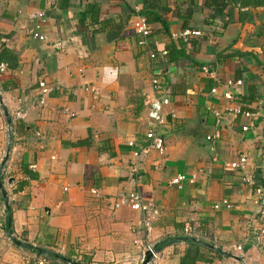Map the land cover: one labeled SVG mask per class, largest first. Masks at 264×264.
I'll return each instance as SVG.
<instances>
[{"label":"crops","instance_id":"0c3cea01","mask_svg":"<svg viewBox=\"0 0 264 264\" xmlns=\"http://www.w3.org/2000/svg\"><path fill=\"white\" fill-rule=\"evenodd\" d=\"M221 3L0 0V62L8 65L0 73V264H141L134 241L147 237L161 264H180L192 242L219 252L210 264H264L256 235L264 209V0L227 6L225 27L204 41L177 38L185 29L202 34ZM141 17L145 38L133 29ZM36 24L44 40L32 37ZM171 50L180 59L166 63L161 52ZM238 81L225 99V84ZM150 131L162 138L163 156L149 148ZM241 155L247 163L233 169ZM178 175L187 180L180 189L169 185ZM130 192L158 211L150 233L144 213L113 207ZM232 245L241 246V261L223 252Z\"/></svg>","mask_w":264,"mask_h":264},{"label":"built area","instance_id":"2783aa9c","mask_svg":"<svg viewBox=\"0 0 264 264\" xmlns=\"http://www.w3.org/2000/svg\"><path fill=\"white\" fill-rule=\"evenodd\" d=\"M43 14L42 13H37L36 15H34L35 18L38 17H42ZM134 32L137 33L138 35H140L141 37L145 38L149 35V28L148 25L146 23V20L144 18H140L135 24H134ZM41 26L39 24H36L34 26V29L31 30V35L34 39H39V40H44L45 38L41 35ZM200 32L199 31H190V30H185L183 32H181L180 34L177 35V38L180 39H184L186 40L187 38H189L190 36H200ZM140 45H143L144 42H140ZM161 55L163 57L167 56V51H162ZM150 57L152 59L155 58V54L151 53ZM7 65L4 63H0V73H3L5 71H7ZM201 71L208 75L209 77H211L212 79H216V75L214 70L212 69V67H208V66H203L201 67ZM155 84V88L157 89V82H154ZM241 82L238 81L236 83L233 82H227L225 84V89L223 90L222 94L223 97L227 100H231L233 98V87L236 85H240ZM215 92V88L211 89V93ZM48 93V88L45 85L44 82L39 83V92H38V104L43 106L45 105V98L46 95ZM168 104V100L167 99H163L162 101H160L159 106L160 107H165ZM233 114L234 116L236 115H242L244 118L249 119L254 117L253 113L250 112H244L241 113L238 110H233ZM215 119H216V125H220L222 116L220 113L215 112ZM16 117L17 118H23L24 115L21 113H16ZM163 122L162 120L158 119L157 124L161 125ZM251 127V124L248 126H244L242 127V131H247L248 128ZM37 136H39V134H37ZM215 138V136H208L207 140L208 141H212ZM146 139L149 141V148L156 151L160 156L164 155L165 152V148H164V143L162 138L157 135L154 131H150L146 134ZM129 146L132 147L133 146V142L129 143ZM135 157L138 156L137 153L133 154ZM247 163V159L245 155H241L237 161L231 163V167L233 169L236 170H243L245 164ZM184 181H187L184 175H178L177 177L171 179V181L169 182V185L171 186H175L177 188H181L182 187V183ZM242 182L246 185L249 186L251 188L255 187V183L254 181L251 179L250 176L248 175H244L242 178ZM189 184H193L194 181L193 180H188ZM255 192L258 195H262L263 194V190L260 188H255ZM113 207L114 209L120 208V207H130L133 211H138V212H142L146 215V219L143 221V224L147 230V232L150 233V228H149V222L152 218L156 217L158 215V211L156 209V207L152 206L151 204H148L146 202H144V200L141 198V196L137 193V192H130L124 195H120L118 197V199L113 203ZM218 206H216L215 208H217ZM131 232H135L134 228L130 229ZM185 232L186 234H190V229L189 227L185 228ZM256 235H257V240L259 242V244L261 246L264 247V209H261L258 213V226L256 229ZM134 245L138 246L141 248L142 250V259H141V264L145 258L146 254L150 255V259L147 262V264H161V255L160 252L157 249V246L155 243L151 242L149 240V237H147V239L145 241H140V240H136L134 241ZM223 252H225V254L229 257V260L234 261H241V259H239V255L242 254V248L240 245H232L231 247H228L226 250H224ZM36 264H53L49 258H40ZM70 264V263H67ZM242 264H246L245 261L242 260Z\"/></svg>","mask_w":264,"mask_h":264},{"label":"trees","instance_id":"16d2710c","mask_svg":"<svg viewBox=\"0 0 264 264\" xmlns=\"http://www.w3.org/2000/svg\"><path fill=\"white\" fill-rule=\"evenodd\" d=\"M241 2H243V0H222L221 4H215V7L211 9L212 11L211 14L208 16V21H206L202 26V32H201L202 34L200 36H190V39L198 38L199 41H204L209 36L213 35L215 32L222 30L225 27L223 18H224L226 7L229 6L230 4L241 5ZM184 29L185 27L183 26L181 30L183 31ZM185 30L191 31V29H185ZM164 59L166 63L167 62L169 63L172 60L178 61L180 58L179 56H177V54H175L171 50L170 52L167 51V56L164 57ZM0 63H3V62H0ZM213 254L218 256L219 252L214 250L209 245L192 242L191 246L188 248L185 255L181 259L180 264H190V263H194L197 260H202L204 263L210 264L213 260V257H212Z\"/></svg>","mask_w":264,"mask_h":264},{"label":"water","instance_id":"95a60500","mask_svg":"<svg viewBox=\"0 0 264 264\" xmlns=\"http://www.w3.org/2000/svg\"><path fill=\"white\" fill-rule=\"evenodd\" d=\"M157 109H158V106L157 105H154L153 106V111L151 113L154 117H157ZM149 259H150V255L149 254H146L145 255V258H144V260L142 262V264H147V262L149 261Z\"/></svg>","mask_w":264,"mask_h":264}]
</instances>
